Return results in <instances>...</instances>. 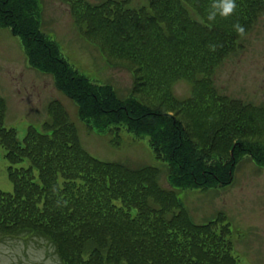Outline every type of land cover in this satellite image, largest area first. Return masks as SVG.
I'll return each mask as SVG.
<instances>
[{
	"label": "trees",
	"instance_id": "1",
	"mask_svg": "<svg viewBox=\"0 0 264 264\" xmlns=\"http://www.w3.org/2000/svg\"><path fill=\"white\" fill-rule=\"evenodd\" d=\"M66 1L82 37L98 45L108 64L130 70L127 95L68 61L40 28L39 0H0V26L19 38L28 65L50 74L76 104L89 130L108 134L113 145L120 133L145 139L168 165L171 190L159 186L156 167L130 168L85 151L56 101L50 120L41 129L28 126L18 139L4 124L0 98V145L14 188L0 191V235L43 237L61 264H242L223 213L194 223L173 189L226 185L245 155L264 166L258 123L264 127V108L249 118L245 109L226 105L208 77L236 49L235 25L250 29L264 0H235L227 17L220 0H148L134 11L127 9L130 0ZM198 73L204 76L195 79ZM185 76L195 93L177 101L170 81ZM25 159L32 166L22 165Z\"/></svg>",
	"mask_w": 264,
	"mask_h": 264
},
{
	"label": "rangeland",
	"instance_id": "2",
	"mask_svg": "<svg viewBox=\"0 0 264 264\" xmlns=\"http://www.w3.org/2000/svg\"><path fill=\"white\" fill-rule=\"evenodd\" d=\"M85 1L98 4L106 0ZM147 4L148 0H130L127 9L139 10ZM39 5L41 30L58 43L68 61L90 78L112 84L119 94L127 95L132 85L130 70L122 64H108L98 45L82 37L69 2L39 0ZM203 76L198 73L195 79ZM208 77L211 90L223 98L226 105L245 109L249 118L252 111L261 113L264 108V12L244 35L238 37L236 49L227 53ZM169 86L177 101H186L195 93L189 76L173 79ZM0 98L4 103V124L15 128L18 139L23 138L30 125L41 129L42 123L50 120L49 104L56 101L67 114L68 121L74 124L85 151L101 161L130 168L156 167L159 186L171 190L167 181L168 165L157 158L145 139L120 133L118 144L113 145L108 134L89 130L78 118L76 104L56 88L50 74L28 65L19 38L1 26ZM258 123L262 131L264 127ZM4 155L5 149L0 145V191L12 193L14 188L7 174L10 164ZM21 164L32 166L27 159ZM33 169L37 176V169ZM173 190L194 223H205L217 212L223 213L222 223L229 227L233 252L242 264H264V166L245 155L236 164L231 181L226 185ZM171 215L169 213L167 218ZM23 237L3 238L0 235V264H61L54 247L43 237Z\"/></svg>",
	"mask_w": 264,
	"mask_h": 264
},
{
	"label": "clouds",
	"instance_id": "3",
	"mask_svg": "<svg viewBox=\"0 0 264 264\" xmlns=\"http://www.w3.org/2000/svg\"><path fill=\"white\" fill-rule=\"evenodd\" d=\"M220 2H221L220 14L224 17H227L229 14H231L236 8L235 0H220ZM209 19H214V16L210 15ZM235 29L240 35H244L245 30L242 25L239 24L235 25Z\"/></svg>",
	"mask_w": 264,
	"mask_h": 264
}]
</instances>
